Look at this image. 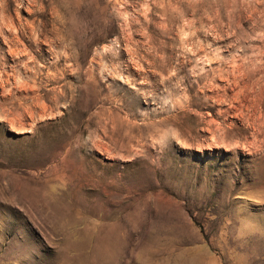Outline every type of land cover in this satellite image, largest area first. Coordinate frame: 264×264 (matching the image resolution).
Returning <instances> with one entry per match:
<instances>
[{
	"label": "rangeland",
	"instance_id": "374dc122",
	"mask_svg": "<svg viewBox=\"0 0 264 264\" xmlns=\"http://www.w3.org/2000/svg\"><path fill=\"white\" fill-rule=\"evenodd\" d=\"M0 3L43 67L0 84V264H264V0ZM81 70L94 121L41 95Z\"/></svg>",
	"mask_w": 264,
	"mask_h": 264
},
{
	"label": "bare ground",
	"instance_id": "6f19581e",
	"mask_svg": "<svg viewBox=\"0 0 264 264\" xmlns=\"http://www.w3.org/2000/svg\"><path fill=\"white\" fill-rule=\"evenodd\" d=\"M31 1V0H30ZM36 1V0H35ZM29 2V1H28ZM1 4V3H0ZM5 6V5H4ZM1 7L2 8V12H1V16H0V35L3 37V38H6V44L8 45V53H9V55H1V53H2V48H0V84L2 85V86H5L8 82H9V80H10V75L11 74H15V73H18L19 71H20V67L22 68V70H28V71H30L31 72V68H35L36 69V67H38L37 66V64L35 65V63L37 62V57H38V53L36 54V52L37 51H41V50H39L40 48H38V47H36V48H38L37 49V51L35 52L31 47H33V46H35V45H39L40 44V41H39V39H37V28H36V25L33 23V22H31V21H29L28 19H26L25 21H23V19L18 15L17 16V19H16V17L14 18V17H11V16H9V17H7L8 15L6 14V11H5V7ZM28 7V6H27ZM31 7H32V5H31ZM19 8V7H18ZM28 9H29V7H28ZM9 10V9H8ZM30 10V9H29ZM1 11V10H0ZM20 13V12H19ZM18 13V14H19ZM9 14H11L10 13V11H9ZM17 15V14H16ZM15 16V15H14ZM93 24H95V22H94V20L93 21H90V20H86V23L84 24V26H85V28L86 29H84V30H88L87 29V27H89L90 25H93ZM20 26H22V32L24 33V35L22 36L21 35V28H20ZM9 31V34H13L14 35V37L13 38H10V37H8V36H5L4 35V30L6 31V29ZM90 29V28H89ZM41 30V29H40ZM85 31V32H86ZM5 33H7V32H5ZM8 34V33H7ZM8 34V35H9ZM39 34H41V33H39ZM10 36V35H9ZM24 36H27L29 39H30V42L28 43V42H26V40H24L23 39V37ZM12 37V36H11ZM34 37H36V38H34ZM28 39V40H29ZM5 40V39H4ZM51 40V39H50ZM50 44H52V43H50ZM197 45V44H196ZM31 46V47H30ZM206 47V46H205ZM66 48L68 49L69 48V45L68 46H66ZM69 50V49H68ZM192 51V50H191ZM83 52V51H82ZM197 53V52H196ZM221 53V52H220ZM4 54V53H3ZM41 54V53H40ZM59 54V53H58ZM66 55V54H65ZM13 57L14 58V61H15V63H17V64H22L21 66L20 65H18L17 67L18 68H16V64H14V65H12V64H9L8 66L6 65V63H7V61H8V57ZM57 56V55H56ZM59 56V55H58ZM57 56V57H58ZM61 56H62V54H61ZM66 56H69V58L71 57V55H66ZM206 56V55H205ZM208 56V55H207ZM11 57V58H12ZM60 58H62V57H60ZM222 58V57H221ZM220 58V59H221ZM208 58L206 57V60H207ZM213 59V58H212ZM21 60H22V62H21ZM70 60V59H69ZM192 60V59H191ZM234 60H235V58H234ZM12 61H13V59H12ZM55 61H56V59H55ZM59 61V60H58ZM58 61H56V62H58ZM219 61V60H218ZM221 61V60H220ZM219 61V62H220ZM238 61V60H237ZM54 62V61H53ZM56 62H54V63H51L50 62V65L49 66H51V65H57V63ZM80 62H81V60H80ZM79 62V63H80ZM99 62V61H98ZM38 63V62H37ZM78 63V64H79ZM172 63V62H171ZM205 63V62H204ZM208 63V62H207ZM210 63V62H209ZM221 63V62H220ZM39 64V63H38ZM44 64V63H43ZM97 64V63H96ZM45 65V64H44ZM167 65V64H166ZM181 65V64H180ZM221 65V64H220ZM237 65V64H236ZM20 66V67H19ZM43 66V65H42ZM47 66V65H46ZM169 66H171V65H169ZM78 67H79V65H78ZM237 67H239L238 65L237 66H235V67H233L232 68V76H226L227 77V81H228V83H230V84H232V85H234L235 87H237L239 84H240V79H242V77L244 76V75H246V74H244L243 76L241 75L243 72H241L240 71V68H238L237 69ZM43 68V67H42ZM41 67H40V65H39V67L37 68V72H39L41 69H42ZM81 68V67H80ZM205 68V67H204ZM45 69V68H44ZM78 69V68H77ZM184 69V68H183ZM182 69V70H183ZM209 69V68H208ZM237 69V71H238V74H233L234 73V71ZM83 70V69H82ZM82 70H81V72H79V74H78V76H76L77 78H76V81L79 83L78 84V88H77V92L75 93V90L71 87H69L68 85V81L67 82H63V84H61V89H60V91L59 92H54V96L52 97V96H50L49 97V94H50V92H51V90H48V91H45L44 93H42L41 95L42 96H46V98L48 97V98H50L51 100H52V103H53V106L55 107V106H57L58 104H59V102L60 101H67V100H69L70 101V105H69V108H71L72 110H74L77 106H80V104L78 103L80 100H84V101H86L87 100V97H86V93H85V91L82 89L83 88V83L84 84H86L89 80L88 79H86L85 78V76H84V73L82 72ZM218 70V69H217ZM63 71V70H62ZM61 71V72H62ZM66 71V70H65ZM86 71V70H85ZM219 71V70H218ZM218 71H217V73H218ZM243 71V70H242ZM36 72V71H35ZM32 73H34V71L32 72ZM40 73V72H39ZM54 73V72H53ZM219 74H222V73H219ZM224 74V73H223ZM37 75H38V73H37ZM42 75V74H41ZM46 75V74H45ZM75 75V74H74ZM197 75V74H196ZM209 75V74H208ZM230 75V74H229ZM39 76V75H38ZM38 76H35L34 77V80L36 81V78L38 77ZM175 76V75H174ZM222 76V75H221ZM42 77V76H41ZM52 77V76H51ZM56 77V76H55ZM72 77H73V75H72ZM167 77V76H166ZM220 77V76H219ZM18 78L20 79V80H22L21 79V75H19L18 76ZM75 78V77H74ZM195 78V77H194ZM207 78V77H206ZM223 78V77H222ZM168 79V78H167ZM196 79H197V76H196ZM208 79V78H207ZM206 79V80H207ZM210 79V78H209ZM33 80V81H34ZM61 80H65V77H61L60 79L58 78L56 81H61ZM169 80V79H168ZM167 80V81H168ZM189 80V79H188ZM212 80V79H211ZM199 81V80H198ZM221 81V80H220ZM31 82V81H30ZM98 80H96V79H94L93 80V82H91L90 81V83H91V85L93 86V88H94V97L93 98H90L89 99V102L88 101H86L85 103H84V106H83V108L81 109V112L80 113H85V112H87L88 110H91V109H94L95 108V110L94 111H92L90 114H91V117H89L88 118V120H93L94 121V118L96 117V114H98V111H97V109H99V105H98V102H99V100H98V94L95 92V90L97 89V87H98ZM170 82V81H169ZM254 82H255V80H254ZM34 83V82H33ZM72 83V82H71ZM227 83V82H226ZM35 84V83H34ZM209 84V83H208ZM207 84V85H208ZM211 84V83H210ZM217 84V83H216ZM219 84V83H218ZM256 84V83H255ZM18 85L20 86V87H23L24 89H30L31 87H32V90H37V92H39V93H41L42 91H43V89L41 88V87H39V88H37L36 87V85L37 84H35V86H32V85H30L29 84V82H28V80H22V81H19L18 82ZM70 85H72L73 86V83L72 84H70ZM170 85V84H169ZM215 85V84H214ZM213 85V86H214ZM227 85V84H226ZM244 85V84H243ZM247 85V84H246ZM258 85V84H257ZM168 86V85H167ZM188 86V88H189V90L192 88L191 86H189V85H187ZM212 86V85H211ZM75 87H76V85H75ZM74 87V88H75ZM223 86H220V85H215L214 86V90L215 89H217V90H219L220 88H222ZM224 87H226V89L228 88L227 86H224ZM213 88V87H212ZM208 89H211V87L210 88H208ZM223 89H225V88H223ZM238 91V90H237ZM237 91H235V92H237ZM203 92H204V90H203ZM206 92V91H205ZM219 92V91H218ZM217 95H218V93H216ZM220 95H221V93H219ZM191 95V94H190ZM219 95V96H220ZM241 95H242V97H241ZM249 95H253V93H250V92H248V93H243L241 90H239L237 93H235V97H234V100H236V102L238 101V103L239 104H241V105H247V103H245L244 101H250L251 102V105L252 106H256V105H259L260 106V104L258 103V98L257 97H252V98H248V96ZM193 96V95H192ZM211 96V95H210ZM180 98V97H179ZM216 98H218V97H216ZM221 98V97H220ZM225 99V98H224ZM220 100V99H219ZM185 101V100H184ZM183 101V102H184ZM233 101V100H232ZM183 102H182V104H183ZM187 104H189V102L187 103ZM46 106V105H45ZM48 106V105H47ZM47 106L46 107H44L45 109L47 108ZM183 106V105H182ZM182 106L180 107V108H182ZM235 107L236 105L235 104H232V107ZM58 107V106H57ZM68 107V106H67ZM185 107V106H184ZM40 109H41V107H40ZM68 109V108H67ZM47 110V109H46ZM100 111V110H99ZM44 112H45V110H44ZM43 112V113H44ZM41 115H43V114H41ZM101 116V115H100ZM64 117V116H63ZM99 126V125H98ZM98 126H97V128H98Z\"/></svg>",
	"mask_w": 264,
	"mask_h": 264
}]
</instances>
